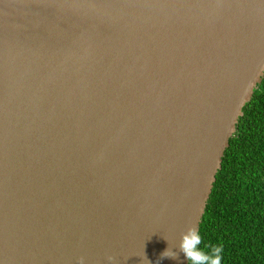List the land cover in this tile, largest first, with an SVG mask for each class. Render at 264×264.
Wrapping results in <instances>:
<instances>
[{
	"label": "water",
	"instance_id": "95a60500",
	"mask_svg": "<svg viewBox=\"0 0 264 264\" xmlns=\"http://www.w3.org/2000/svg\"><path fill=\"white\" fill-rule=\"evenodd\" d=\"M263 76L264 0H0V264H188Z\"/></svg>",
	"mask_w": 264,
	"mask_h": 264
},
{
	"label": "trees",
	"instance_id": "16d2710c",
	"mask_svg": "<svg viewBox=\"0 0 264 264\" xmlns=\"http://www.w3.org/2000/svg\"><path fill=\"white\" fill-rule=\"evenodd\" d=\"M199 224L222 264H264V76L244 105Z\"/></svg>",
	"mask_w": 264,
	"mask_h": 264
},
{
	"label": "clouds",
	"instance_id": "9594fccd",
	"mask_svg": "<svg viewBox=\"0 0 264 264\" xmlns=\"http://www.w3.org/2000/svg\"><path fill=\"white\" fill-rule=\"evenodd\" d=\"M179 250L184 254L188 264H222L224 247L223 244H204L198 227L189 226L181 234ZM162 258L177 259V252L172 248L165 249ZM111 262L112 257L107 258ZM146 260V258H145ZM80 264H83L81 259Z\"/></svg>",
	"mask_w": 264,
	"mask_h": 264
}]
</instances>
